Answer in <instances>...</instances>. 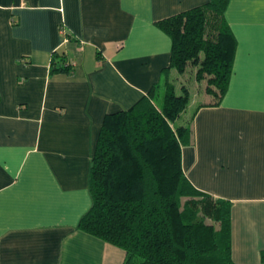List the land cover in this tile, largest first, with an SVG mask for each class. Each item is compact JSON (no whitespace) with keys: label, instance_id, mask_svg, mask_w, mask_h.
Instances as JSON below:
<instances>
[{"label":"crops","instance_id":"0c3cea01","mask_svg":"<svg viewBox=\"0 0 264 264\" xmlns=\"http://www.w3.org/2000/svg\"><path fill=\"white\" fill-rule=\"evenodd\" d=\"M205 2L0 0V264H122V249L75 228L91 202L93 145L108 112L172 71L156 22ZM224 15L228 86L218 104L204 91L179 123L191 131L181 166L230 203L225 264H264V0H228ZM52 52L72 74L50 73Z\"/></svg>","mask_w":264,"mask_h":264},{"label":"trees","instance_id":"16d2710c","mask_svg":"<svg viewBox=\"0 0 264 264\" xmlns=\"http://www.w3.org/2000/svg\"><path fill=\"white\" fill-rule=\"evenodd\" d=\"M228 0H207L156 24L169 40L167 68L194 66L196 82L218 104L228 86L235 38L224 11ZM50 73L72 74L63 52H52ZM157 103L153 84L128 109L108 112L88 167L91 202L75 228L124 251L122 264L231 262L229 202L195 188L181 166L190 126L177 124L189 101L168 79Z\"/></svg>","mask_w":264,"mask_h":264},{"label":"rangeland","instance_id":"374dc122","mask_svg":"<svg viewBox=\"0 0 264 264\" xmlns=\"http://www.w3.org/2000/svg\"><path fill=\"white\" fill-rule=\"evenodd\" d=\"M193 71L194 66L188 65L185 71L181 74L176 72L174 69L167 73L169 80L174 84V86L177 87V91L179 90L180 84L186 85L189 89L190 98L188 104L185 107L186 109L181 113L180 118H178L177 124L184 123L191 115L193 106L196 105V103H198L200 100H203V98H205L204 81L196 82L194 79ZM163 81L164 79L162 78L159 83L157 95L154 97L157 103L162 99L161 94L163 93Z\"/></svg>","mask_w":264,"mask_h":264}]
</instances>
